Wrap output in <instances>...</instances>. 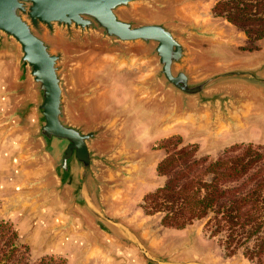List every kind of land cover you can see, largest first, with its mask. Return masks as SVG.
<instances>
[{
    "label": "crops",
    "instance_id": "crops-1",
    "mask_svg": "<svg viewBox=\"0 0 264 264\" xmlns=\"http://www.w3.org/2000/svg\"><path fill=\"white\" fill-rule=\"evenodd\" d=\"M138 7L134 5L127 15L177 31L183 56L176 68L194 78L264 62V36L242 50L252 39L224 16L214 15L209 0H156ZM46 31L49 45L60 52L66 80L62 118L82 130H95L88 142L94 156L91 171L106 187L95 190L90 176L79 180L75 161L65 175L58 170L62 144L58 140L47 143L39 136V91L28 66L20 61L19 44L2 34L0 212L25 243L61 254L68 264H100L101 259L105 264H119L125 257L132 264H142L131 248L117 241L133 236L117 221L135 223L133 228L147 239L141 219L127 217L124 206L131 194L140 196L158 185L156 165L163 156L160 140L179 135L200 146L264 142L259 128H264V96L233 78L214 87L218 94L212 101L201 102L179 94L157 76L152 46L146 42L106 47L95 39L79 42L78 33L73 34L75 41L68 40L59 26ZM116 70L130 72L127 92L140 105L134 107L138 113H128L132 101L116 98L117 84L103 80ZM81 190L87 196L83 204L74 201ZM88 205L103 207L113 219L109 227L116 235L98 227L85 210Z\"/></svg>",
    "mask_w": 264,
    "mask_h": 264
},
{
    "label": "water",
    "instance_id": "water-1",
    "mask_svg": "<svg viewBox=\"0 0 264 264\" xmlns=\"http://www.w3.org/2000/svg\"><path fill=\"white\" fill-rule=\"evenodd\" d=\"M153 3H156V0H0V35L11 37L19 44L20 61L28 66L39 91L40 101L37 109L41 115V124L38 134L47 143L54 140L61 142L58 164L61 173H68L71 162L75 161L79 180L84 181L90 176L91 180H94L91 184L95 190L106 187V184L95 180L98 177H94L91 171L94 156L89 150L88 142L94 136L95 130H82L62 118V95L66 80L60 64V52L53 51L49 45L50 42L45 38L46 30L52 32L54 26H59L66 31L68 40L75 41L73 34L78 33L79 42L95 39L96 44H104L106 47L123 42H146L152 46L157 76L179 94L197 97L201 102L212 101L218 94L213 92L214 87L233 78H239V84L259 89L260 94L264 96V62L251 68L222 70L199 79L182 69H177L176 65L183 56V45L176 36L177 31L163 23L147 22L127 15L134 5L139 10L138 6ZM101 38L106 39L108 43H104ZM86 200L84 190L78 192L74 198V201L81 204ZM102 208L88 205L85 210L95 219L102 231L116 235L109 227V221L113 219ZM117 223L133 234L131 239L117 241L131 248L142 264L145 261L147 264L189 263L164 261L160 257L148 256V244L144 242L146 239L140 237V229H134L130 224L119 221ZM18 237L22 242L19 234ZM129 260L126 261L125 257V261L118 263L132 264Z\"/></svg>",
    "mask_w": 264,
    "mask_h": 264
},
{
    "label": "trees",
    "instance_id": "trees-1",
    "mask_svg": "<svg viewBox=\"0 0 264 264\" xmlns=\"http://www.w3.org/2000/svg\"><path fill=\"white\" fill-rule=\"evenodd\" d=\"M253 1L264 7L261 0ZM232 5L235 10H224L228 21L252 40L264 36V10H244L247 3L242 0ZM179 142L177 135L160 140L165 155L156 170L165 180L146 193L144 202L152 211L163 213L161 223L167 226L181 227L210 215L213 231H224L227 244H242L254 237L253 248L245 255L263 261L264 148L234 142L211 158L196 156L194 145ZM0 264H65V260L54 256L32 259L29 246L19 240L14 226L0 218Z\"/></svg>",
    "mask_w": 264,
    "mask_h": 264
},
{
    "label": "rangeland",
    "instance_id": "rangeland-1",
    "mask_svg": "<svg viewBox=\"0 0 264 264\" xmlns=\"http://www.w3.org/2000/svg\"><path fill=\"white\" fill-rule=\"evenodd\" d=\"M209 1L212 3L211 10L214 13V15L224 16V13L226 12V11L224 12V10H229V12L231 10H235V8L232 7L233 6L232 3H234L235 0H209ZM242 1L247 3L246 5L247 9L244 10H264V7L261 8V6L256 4L253 0H242ZM261 1L264 3V0ZM222 2H225L226 5L221 4ZM239 6H241L240 3ZM238 27L239 29H241L240 26ZM263 44H264V40H263ZM253 45H255V40L247 41V44L241 46V48L242 50H244L247 49L248 47H252ZM122 71L123 70L120 71L116 70L115 72L111 71V73H108L103 80L107 78L108 83L113 82L117 84V86L114 89L116 92L115 94L116 98H120L121 100H124V102L132 101L131 108H129V110L127 111L128 113L129 112L133 114L135 112L138 113L139 110L135 108H139L140 105L135 103L134 96H132L129 92H127L128 87L126 84L129 80L130 72H122ZM261 122L262 120H260V123ZM259 128L261 132L262 130L264 132V128L262 127ZM179 139H180L179 145L182 146L194 145L196 149L195 150L196 156H208L211 158L218 156L227 146L230 145V144H226L223 146H217L216 144H214L212 146V144H208L207 146H200L198 143L184 140L180 136ZM261 140H264V133L261 136ZM244 143H248V142H244ZM251 143L260 145L264 148V142H251ZM162 149L164 156L165 147L162 146ZM159 176L160 177L158 179V185L155 188L161 186L165 180L164 175L159 174ZM152 190L146 191L143 195L140 196H137L135 193L131 194L129 196L130 197L129 203L127 200V203L124 206V210L127 212V217L132 219L135 218L137 221L141 219L140 224L144 226L145 230L143 231L147 236V239L144 240V242L148 244L147 245L149 248V253L147 252L148 256L160 257L162 260L170 261V262H172L173 260L177 261V263L189 262L186 264H264V260L258 262L255 258H249L248 256L245 255V252H247L246 250H251L253 248V243L255 239L254 237H250L242 244H239V242L236 243L234 241L231 242L230 244H227L225 241L226 235L224 231H217V232L213 231V226L211 225V221H209L210 215L206 216L201 220H193L192 222L187 223L181 227L167 226L161 223V217L163 213L158 211H152L150 207L144 202V196L146 195V193ZM0 218L7 220L5 219V217H3L1 213H0ZM130 225L134 226L135 223H131ZM240 236H241L240 238H243L244 235L241 234ZM150 239H151V243H148ZM30 244L27 245L30 248L32 259H37L41 256L62 257L65 260V264H68L66 258L63 255L57 253L42 252L41 248H38L37 244H33V243ZM173 256H175L177 260L173 259ZM99 263L105 264L103 262V259H101V262ZM70 264H73V262ZM144 264H147V261H145Z\"/></svg>",
    "mask_w": 264,
    "mask_h": 264
}]
</instances>
